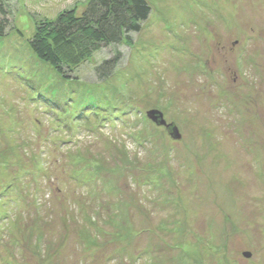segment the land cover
I'll return each mask as SVG.
<instances>
[{"label": "rangeland", "instance_id": "374dc122", "mask_svg": "<svg viewBox=\"0 0 264 264\" xmlns=\"http://www.w3.org/2000/svg\"><path fill=\"white\" fill-rule=\"evenodd\" d=\"M147 1L66 81L30 43L90 0H11L0 264H264V0Z\"/></svg>", "mask_w": 264, "mask_h": 264}, {"label": "trees", "instance_id": "16d2710c", "mask_svg": "<svg viewBox=\"0 0 264 264\" xmlns=\"http://www.w3.org/2000/svg\"><path fill=\"white\" fill-rule=\"evenodd\" d=\"M12 8L11 0H0V39L12 28ZM151 12L147 0H90L80 16L77 10L67 11L54 22L39 24L31 50L59 76L71 81L69 74L95 52L131 42ZM120 58L118 54L99 66L98 77L106 79Z\"/></svg>", "mask_w": 264, "mask_h": 264}, {"label": "water", "instance_id": "95a60500", "mask_svg": "<svg viewBox=\"0 0 264 264\" xmlns=\"http://www.w3.org/2000/svg\"><path fill=\"white\" fill-rule=\"evenodd\" d=\"M150 114L154 115V114H158V113L156 111H154V112H151ZM163 125H165L164 122H163ZM169 128H173V126H169ZM244 256L247 257V258H251V254L250 253H245Z\"/></svg>", "mask_w": 264, "mask_h": 264}]
</instances>
